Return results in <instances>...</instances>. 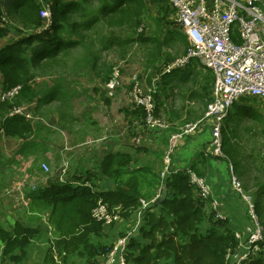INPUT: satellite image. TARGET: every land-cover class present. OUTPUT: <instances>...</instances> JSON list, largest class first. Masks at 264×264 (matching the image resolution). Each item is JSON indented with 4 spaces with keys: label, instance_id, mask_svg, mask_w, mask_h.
I'll use <instances>...</instances> for the list:
<instances>
[{
    "label": "trees",
    "instance_id": "1",
    "mask_svg": "<svg viewBox=\"0 0 264 264\" xmlns=\"http://www.w3.org/2000/svg\"><path fill=\"white\" fill-rule=\"evenodd\" d=\"M46 1L52 17L50 25L45 28L41 15L43 7L37 0H0V127L11 138L29 139L37 134L34 124L25 116H7L12 107L36 102V114L43 105L56 99L63 101L67 98L69 101L73 98L67 89L72 84H65L68 72L86 68L83 73L93 71L103 83L110 81L114 66L103 60L100 48L118 47L125 51L127 45L134 41L151 45L167 41L143 35L134 40L119 39L106 32L107 27L138 28L144 24L145 16L151 13V4L162 0ZM11 15L15 16L17 25L14 29L18 36L13 35L6 19ZM186 45L185 54L188 42ZM70 60H74V67L69 64ZM38 76L55 77L53 87L50 88L48 82L38 87ZM18 85L22 88L13 102L1 101V93ZM136 112L145 119L144 107L139 106ZM246 113L249 118L264 124V118L258 117L257 111L250 109ZM225 138L224 159L234 165L239 178L244 179L245 191L249 192L252 186L257 190L249 192L256 196L257 210L264 193V176L257 173L260 178L251 177V163L246 162L245 156L235 146L240 144L239 141L234 140L231 131ZM132 161L128 153H109L102 161V171L89 172L82 183L73 185L70 181L61 183L56 180L35 192L32 208L51 210L49 222L53 236L44 264H66L69 256L75 255L86 258L85 264L100 262L99 257L105 255L112 245L104 241L108 227L93 216L99 201L110 210L118 208L117 212L123 219L143 211L137 227L138 235L133 234L128 244L130 264H161L162 261L167 264L170 261L172 264H236L227 257L229 253L241 251L240 237L220 218H216L214 226L203 228L207 198L191 181L189 169L172 170L163 180L160 173L150 166L131 169ZM195 167V164L191 166L194 173L204 178L203 170ZM103 179L114 180L113 187L98 189L95 181ZM165 187L169 191L167 199L155 203ZM40 232L39 228L18 221L14 231L0 226V236L5 242L3 259L25 264L27 246ZM263 253L264 250L251 255L242 264H264Z\"/></svg>",
    "mask_w": 264,
    "mask_h": 264
},
{
    "label": "crops",
    "instance_id": "2",
    "mask_svg": "<svg viewBox=\"0 0 264 264\" xmlns=\"http://www.w3.org/2000/svg\"><path fill=\"white\" fill-rule=\"evenodd\" d=\"M158 2L161 3L160 7L157 5L154 6V8L157 9L158 16L162 20L165 19L167 23L166 25H169L170 27L174 25L180 29L175 20L171 21L172 19L170 16L175 17L174 8L172 7L171 3L168 0H162ZM162 8H166V10ZM150 10H152V6L150 7ZM166 28L168 29V27ZM184 36L187 38L185 34ZM192 59L186 66L176 68L171 72H166L164 70L152 78L147 76L146 79H148V84L146 83L145 87L150 86L152 83L158 84V92L153 95L156 116L158 109L163 111L165 106L169 107L168 103L171 99L173 89L172 86H174L175 82L179 79H182V81L186 83H190L192 81L190 77L197 75V78L200 77V79H202L201 87H204L205 92L201 93V97L203 98L208 92V97H205L208 99V101L212 100L211 98H213V86L215 81L213 70L204 66L197 58L193 60ZM179 69L182 72L188 73L181 75L178 78V76H176V72ZM152 80L154 81L151 83ZM143 82H145V79H143ZM120 88L121 87L117 88V92L114 96L115 99L117 98V93ZM129 95L130 97L124 98L122 100L125 102V104L123 102L121 103L124 104L121 108H125V118L121 125L118 124L119 126L114 124L115 121H110V127L108 128L107 124L101 121V118H93L95 113H93L91 120H78V117L75 114H73V117L69 114L67 119L59 120L60 123H63L62 125L64 126L65 131L69 132L70 135L68 138H66L64 135H61L63 138L58 137L56 134L59 133L53 134L51 131L46 133L44 137L40 135L38 131H36L37 134L30 138V140L27 142L17 138L10 140H13L12 144L15 143L19 146L22 157L28 156L35 159H40L43 161V163L50 162L53 166H55V160L57 164H59V157H56V154L57 152L61 151V165H59L58 168L54 170L55 172L60 173L63 164L68 162L70 165L68 176L70 180H68L73 183V185L82 183L87 178L88 173L91 171L98 173L101 172L103 159L109 153L115 152L128 153L132 156L133 161L130 164L131 169L150 166L160 173L161 169L165 165V155L168 147L169 137L173 132L176 131L175 129H177L178 124L173 120V122H170L166 127L149 126L146 120L147 115L145 119L139 116V114L136 112L139 106L135 103L130 93ZM251 98L255 97H241L238 101H236L232 110L238 107L242 108V105L243 107L245 105H250L246 103V101H248L247 99ZM119 100H121V97ZM255 100L262 102L264 101V98H255ZM245 107H247L245 108L247 111L250 109L257 111L256 114L259 115L258 117L264 118V116L259 113V111L252 105ZM245 115H247V113L236 115L238 118L237 123L235 120L236 126L242 123V118ZM111 120H113L112 117ZM251 120L260 122L256 119ZM71 121H75V123L72 124ZM91 125L93 126L92 130L89 128ZM231 125L232 124H230L229 128H231ZM96 127H99L100 130L108 128V130L111 131V135H109L108 138L106 136L105 138H99L89 145L81 142L82 140L86 139V134L95 130ZM123 127H125V129H123ZM179 128L180 127H178V129ZM58 138L62 139L61 144L57 145V147L53 146L50 151V142L52 141L54 144V141L58 142ZM69 138L72 140L71 143H69ZM64 139L65 141H69L66 143V145L62 144ZM234 140H237V138L235 137ZM212 141V123L210 122L199 132L185 137L182 141H180L179 147L173 157L172 168L174 171L182 169H189V171H193L191 166L195 164V168L203 170V179L205 180L206 186L209 189V195L206 200V221L203 225V228L206 230L208 227L214 226L216 218H220L227 222L228 227H231L235 230L241 241H244L248 236L249 229L253 227L254 223L251 221L250 224V214L247 211V208H245V205L243 202H241L240 196L234 194V189L230 180V164L228 160H225L224 157H219L212 153L214 150ZM2 143L3 140H0V146H2ZM8 170L9 169L0 166V226L8 231H14L15 224L18 221L22 222L26 226L39 228L41 230L40 234L27 246V261L25 264H44L43 259L51 244V238L53 236L51 224L49 222L51 210L33 209L32 197L39 188L49 185L52 180H49L46 177V175H49V173H46L42 167L38 169L35 168V170L34 168H30L27 172L28 179H23L21 181L17 180L13 176H10V174H7L5 171ZM37 174L41 175L42 180L36 179L35 181V179L32 178V175H36L35 178H39V175ZM29 177H31V179ZM95 182L98 185V189H110L114 185V180L112 179L97 180ZM242 205H244L247 213L243 211ZM213 213L215 214L212 218ZM137 219L138 213H133L129 219L122 218L116 221L114 225L108 227L109 229L107 228L105 230L106 233L104 241L106 243L112 244L120 236V232L122 231L127 233L133 231L135 232L134 236L138 235V229L135 228V226L138 227ZM134 223H136V225H134ZM134 229L137 230L135 231ZM4 246L5 242L0 236V264H15L9 259H3L2 252ZM241 247L242 250L245 249L243 243L241 244ZM103 259L104 255L99 257L100 261ZM85 260L86 258H82L77 255L69 256L66 264H84ZM169 263L172 264V261ZM161 264H167V262L162 261Z\"/></svg>",
    "mask_w": 264,
    "mask_h": 264
},
{
    "label": "rangeland",
    "instance_id": "3",
    "mask_svg": "<svg viewBox=\"0 0 264 264\" xmlns=\"http://www.w3.org/2000/svg\"><path fill=\"white\" fill-rule=\"evenodd\" d=\"M37 1L42 4L43 9H50L48 1ZM153 4L154 5H151V13L149 14V16H145L144 24H141L138 28L107 27L106 32L112 33L115 37L119 39L134 40V38L137 39L140 35H143L144 37H150L152 39H154V37L156 36L158 37L157 39H160V41L162 42L166 39L167 41L165 43H160L157 41L154 42L153 45H151L150 43L146 44L141 43L139 41H134L127 45V49L125 51H122L118 47H114L108 50H102L98 45L97 47L100 48L99 54L102 56L103 60L107 61L110 65H113L115 70H120V74L123 77V79H121L122 86L117 93V98L115 99L114 97L117 90L113 93L112 96H110L109 90L107 89V85L103 83L102 78L95 75L93 71L87 70L91 73L86 74L82 72L86 71V68H79L78 70H76L77 72H68L65 75V84H72L67 89H69L68 93L69 95L72 94L73 98L69 101L67 100V98H64L65 100L63 101H59L58 99H56L51 103L43 105L42 109H40L39 112L35 111L36 114L33 115L31 121L34 124L36 131H38L40 135L44 136L46 133H49L51 131L53 132V134L59 133L56 134L58 135V137H62L61 135H64L66 138H68L70 134L68 131H65L64 126L62 125L63 123H60L59 120L67 119V116H69V114L72 115V117L73 114H75L78 117V120H91L93 113H95V116L93 118H101V121L103 123H106L108 128L110 127V121H115L114 124H116V126L121 125L125 118V108H121L122 105L125 104V102H123L122 100L124 98L130 97L129 93H131L132 87L134 88L135 83L140 82L143 86H146V83L148 84V79H146L147 76L152 78L158 73L164 71L167 68L168 64L186 55V42H188L189 48L190 43L188 39L184 36V32L177 28V26L173 25L171 26V28L169 25H166L167 23L165 19L162 20L158 16L157 9L154 8V6L156 5L160 7L161 3L156 1ZM162 9L166 10V8ZM170 18L172 19L171 21L176 20V17L174 16H170ZM6 19L9 25L11 26V32H14L13 35L15 34L16 36H18L17 32H15L14 29L17 25L15 16H7ZM166 27H168V29ZM234 28L235 31L233 35L234 38H236L239 36V27L237 24H234ZM69 64L74 67V60H70ZM187 73L188 72H182L179 69L176 72V76H178L179 78V76L185 75ZM190 78L192 80L190 83H186L182 81V79L176 81L174 86H172L173 89L171 99L168 103L169 107L165 106L163 111H161V109H158L157 116L162 118L166 125H169V123L173 122V120L176 121L178 126L177 129H175V132L179 131L180 128L185 124L197 121L202 118L208 109L209 103L211 102V100L208 101V99H206L205 97H208V92L207 95H205L203 98L201 97V93H205L204 87H201L202 79H200V77L197 78V75ZM143 79H145V82H143ZM53 80H55V77L52 76H38L36 78L38 87L40 84L44 85L48 82L49 87L51 88L54 85ZM153 81L154 80H152L151 83ZM120 97L121 100H119ZM247 100L248 101H246V103L252 105L259 111V113L264 116V101L260 102L258 100H255V98ZM122 102L124 104H121ZM28 106H31V110L34 111L36 108V102ZM245 110L246 109L244 107H238L230 111L229 115L223 121V137L225 138L226 133H230L231 131V135L234 138H237V140L235 141H239L240 143L235 145L238 149V152L242 156H245V160L247 163L250 162L252 165L251 177L255 176L260 178V175H258L257 173H262L263 175L261 174V176H264V124L258 121L251 120L247 117V115H245L242 118V123L236 126L235 120L236 123L238 120L236 115L244 114ZM111 117L113 118V120H111ZM1 120L2 117H0V121ZM74 123L75 121L72 122V124ZM230 124H232L231 128H229ZM178 127L180 128L178 129ZM89 128L92 130L93 126L91 125L89 126ZM108 128L100 130L99 127H96L95 130L88 132L86 134L87 136L85 137L86 139L82 140L81 142L89 145L99 138H105V136L108 138L109 135H111V131H109ZM123 129H125V127H123ZM10 139L14 138L7 136V134L3 131L2 138H0V140H3V143L1 144L2 146H0V166L9 169L8 171H5L7 174H10V176L15 177L19 181L23 179H28L27 172L30 168H34L35 170V168L38 169L42 167L45 163L48 164V166L50 167V173L49 175L45 174L46 177L49 180L51 179L52 182L59 179L60 173L55 172L54 169L58 168V166L61 165V151L57 152L56 154V157H59V164H57L55 160V166H53L50 162L43 163V161L40 159H35L33 157L28 156L22 157V153L21 150H19V146L15 143L12 144L13 140ZM17 139L25 142L30 140V138ZM58 139V142L54 141V144L52 141L50 142V151L53 146L57 147V145L61 144L62 139ZM69 139L70 142L67 140L65 141L64 139L62 144L66 145L67 142L71 143L72 140L71 138ZM237 170L239 171L240 168L237 167ZM230 172H232L231 169ZM37 175H39V178H35L36 175H32V178H34L35 181L36 179L42 180L41 175ZM29 178L31 179V177ZM241 180L244 185V179ZM253 187L254 186L251 187L249 192H257V190ZM234 194L239 195L235 190ZM252 198L255 199L256 196L253 194ZM260 201L261 203L260 206L257 207L256 214L257 219L261 227L263 228L262 231L264 232V193L262 194ZM242 207L243 211L247 213L245 209L246 207L244 208V205H242ZM249 219L250 224L251 221L252 223H254L253 227L250 228L252 229L255 227L256 221L251 215L249 216ZM135 228L137 227L135 226ZM250 229L246 239L244 241H241V243H243L245 246V249L243 251L244 253L250 250ZM126 233L127 232L122 231L120 232V236H123ZM248 260L249 258H247L245 261ZM85 263H87V259L85 260Z\"/></svg>",
    "mask_w": 264,
    "mask_h": 264
},
{
    "label": "built area",
    "instance_id": "4",
    "mask_svg": "<svg viewBox=\"0 0 264 264\" xmlns=\"http://www.w3.org/2000/svg\"><path fill=\"white\" fill-rule=\"evenodd\" d=\"M175 10L177 25L187 36L190 48L187 54L170 63L165 69L171 72L176 68L186 66L192 58H197L204 66L213 70L215 81L213 98L205 115L197 121L189 122L174 132L169 139L165 155V165L160 171L161 179L167 178L172 172L173 157L180 141L185 137L199 132L205 125L212 123L214 147L213 154L224 157L223 153V121L229 115L236 101L241 97L264 98V0H168ZM50 8V7H49ZM41 15L45 28L50 25L51 9H43ZM234 24L239 27V36L234 38ZM120 70L114 69L107 85L112 95L121 87ZM22 86L18 85L1 93V101L13 102ZM155 86L144 89L140 82L133 88L134 101L138 106L146 108V120L151 127H166V123L155 115L153 93ZM34 111L31 106L20 105L12 107L7 116L21 115L32 120ZM3 129L0 127V137ZM69 163L65 162L60 170L59 182H68ZM43 170L50 173L48 164H43ZM230 180L233 189L241 197V201L249 214L255 219V227L250 229V250H238L236 254L229 253L232 263L242 264L251 255H257L264 250V232L257 215L255 201L252 195L245 191L243 183L230 163ZM236 173V174H235ZM191 181L201 189L208 198L209 189L205 180L190 171ZM80 184V183H79ZM145 206L148 203H144ZM118 208H110L99 201L93 211V216L102 221L106 227L122 219ZM143 211L138 212V226L142 220ZM133 231L119 236L112 244L104 259L98 264H130L127 259L128 244Z\"/></svg>",
    "mask_w": 264,
    "mask_h": 264
},
{
    "label": "water",
    "instance_id": "5",
    "mask_svg": "<svg viewBox=\"0 0 264 264\" xmlns=\"http://www.w3.org/2000/svg\"><path fill=\"white\" fill-rule=\"evenodd\" d=\"M168 193H169V191H168V189L166 187L162 188L161 192H160V195L157 198V200L155 201V203L158 204V203L164 202L167 199V197H168Z\"/></svg>",
    "mask_w": 264,
    "mask_h": 264
},
{
    "label": "bare ground",
    "instance_id": "6",
    "mask_svg": "<svg viewBox=\"0 0 264 264\" xmlns=\"http://www.w3.org/2000/svg\"><path fill=\"white\" fill-rule=\"evenodd\" d=\"M141 86L144 88V89H147V88H150V87H152L153 88V86H155V92L153 93V95L155 94V93H157L158 92V84L157 83H152L150 86H148V87H145V86H143L142 84H141ZM133 87H132V91H131V96H132V98L134 99V97H133ZM111 95V94H110ZM113 95V94H112ZM173 134V133H172ZM171 134V135H172ZM170 135V136H171ZM169 139H170V137H169ZM169 143V142H168Z\"/></svg>",
    "mask_w": 264,
    "mask_h": 264
}]
</instances>
